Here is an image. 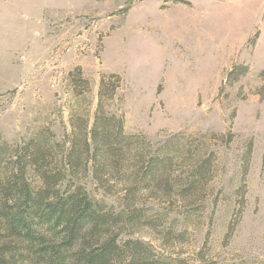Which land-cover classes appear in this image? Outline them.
<instances>
[{
    "label": "rangeland",
    "instance_id": "374dc122",
    "mask_svg": "<svg viewBox=\"0 0 264 264\" xmlns=\"http://www.w3.org/2000/svg\"><path fill=\"white\" fill-rule=\"evenodd\" d=\"M83 6L53 18V0H0V177L32 141L53 168V144L67 152L75 127L91 132L101 77L117 74L105 111L147 157L167 159L171 184L212 155L194 194L142 182L133 162L100 179L92 163L81 172L76 183L122 217L119 244H143L131 264H264V23L230 38L189 0ZM235 65L249 72L227 83ZM28 179L42 187L31 169Z\"/></svg>",
    "mask_w": 264,
    "mask_h": 264
},
{
    "label": "trees",
    "instance_id": "16d2710c",
    "mask_svg": "<svg viewBox=\"0 0 264 264\" xmlns=\"http://www.w3.org/2000/svg\"><path fill=\"white\" fill-rule=\"evenodd\" d=\"M248 72L247 66L235 65L227 75V83ZM122 86L120 75L101 77L99 106L91 132L82 126L75 127L77 131L67 152L62 144L54 143L53 168L48 165L49 151L35 141L17 149L16 166L9 175L0 177V264H131L135 261L143 244L128 241L120 245L116 227L122 225V217L95 203L76 183L90 163L98 179L133 162L135 176L146 184L171 191L178 186L186 194L197 192L207 168L211 169L212 155L196 165L186 179L171 184L167 159L159 154L147 157L136 141L141 136L127 134L123 117L105 111V100L113 99ZM29 169L41 179V188H32ZM69 178L70 184L62 189ZM12 240L22 247L18 251L21 260L14 252Z\"/></svg>",
    "mask_w": 264,
    "mask_h": 264
},
{
    "label": "crops",
    "instance_id": "0c3cea01",
    "mask_svg": "<svg viewBox=\"0 0 264 264\" xmlns=\"http://www.w3.org/2000/svg\"><path fill=\"white\" fill-rule=\"evenodd\" d=\"M87 3L88 0H80V3L77 4H75V0H53V18H57L59 11L65 13L74 8L83 11L88 8ZM189 3H192L195 9L208 8L210 15L213 17H211L213 23L219 22L225 25V31L227 30L230 33L226 36L230 38L232 36L240 38L248 34L244 24L250 22L264 23V0H189ZM83 5L86 7L84 8ZM219 9L220 12L218 13ZM210 32L211 34L214 33L213 36L215 37L217 27L214 26Z\"/></svg>",
    "mask_w": 264,
    "mask_h": 264
}]
</instances>
